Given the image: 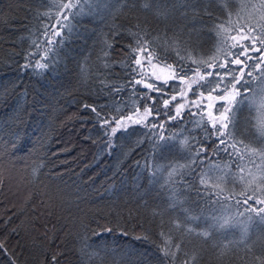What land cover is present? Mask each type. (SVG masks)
Returning a JSON list of instances; mask_svg holds the SVG:
<instances>
[{
  "label": "trees",
  "instance_id": "16d2710c",
  "mask_svg": "<svg viewBox=\"0 0 264 264\" xmlns=\"http://www.w3.org/2000/svg\"><path fill=\"white\" fill-rule=\"evenodd\" d=\"M143 2L87 0L71 33L64 29L63 43L50 45L44 33L56 21L54 0H0V150L18 159L13 173L21 170L17 187L0 180V264H52V257L55 264H264V224L252 210L264 208L255 202L264 200V162L258 155L241 161L214 153L216 137L205 138V128L212 131L209 116L191 104L196 99L206 106L193 93L217 77L197 79L187 97L179 80L147 77L146 67L139 69L130 56L140 39L177 75L190 79L197 69L213 71L207 65L224 58L217 52L218 26L227 36L259 31L264 0H156L147 9ZM46 48L52 49L51 63L36 70L42 76L22 68L25 57L35 62ZM138 74L161 91L136 83ZM245 79L251 80L247 69ZM178 104L185 105L179 116ZM85 105L110 121L108 129L140 112L146 120L119 128L108 148L105 130ZM235 123L237 139L264 147V106L239 107ZM161 134L175 147L155 148ZM184 137L188 145L181 147L176 141ZM201 146L205 150L197 154ZM205 173L208 182L201 185ZM175 200L182 204L170 208ZM181 208L201 217L185 225L206 228L215 217L227 227L207 240L185 226L177 229L172 221L183 219ZM166 237L174 258L161 252Z\"/></svg>",
  "mask_w": 264,
  "mask_h": 264
},
{
  "label": "snow or ice",
  "instance_id": "6c2138e0",
  "mask_svg": "<svg viewBox=\"0 0 264 264\" xmlns=\"http://www.w3.org/2000/svg\"><path fill=\"white\" fill-rule=\"evenodd\" d=\"M87 0H54V7L56 8V21L55 24H53L50 28L45 29L44 35L47 38V43L50 45H56V44H62L63 43V35L64 29L68 30V33H71L72 31V20L76 18L77 15H79V12L82 11V4L86 3ZM150 3L152 5H155L156 0H144L143 7L145 9L150 7ZM73 9H79V11H73ZM45 15H49V13H45ZM67 22V23H66ZM57 25L59 26L57 28ZM221 31H217L216 35L220 37V40L217 45V52L223 51L224 58L223 62L219 63H209L207 67L212 68L213 71L201 74L200 70H195V77L198 78L199 81H205L207 77H217L214 81H209V83L212 85L206 90L198 89L197 92L193 93V96H199V97H205V91L207 92V96L205 97L206 100L209 102L205 107H201V103L198 102L196 99H193L191 101L192 106L197 107L201 109V112H205L208 110V108H215V104L211 103L213 101L219 102L220 106L219 108H215V112H209V126L211 127L212 131L208 133V129L205 128V132L207 133V136L205 138H209L210 136H215L217 140V148L214 149L215 152H225L229 155V157H239V159L242 161L245 159V154L248 155H258L261 158V161L264 162V147L262 148H256L250 146V144L245 143L243 139H237L236 136V123H235V117H236V111L239 107L245 106L247 103L248 105H255L259 103L261 106H264V70H261V65L264 64V26H260L259 31H256L255 29H249L248 33L242 34L243 30L241 29L237 35H222V32H227V29H223V26H218ZM255 32L253 35L252 33ZM60 36L61 40L56 41L54 40V37ZM239 37V39H238ZM231 40L232 43L229 44L228 41ZM240 41H248L247 44L240 43ZM37 49L39 50L40 45L37 44L35 41L33 42ZM241 49L240 51H233V49ZM52 52L51 48L45 49V55L43 57H37L35 62L28 59V57H25V60L27 61L25 64L22 65V68L24 70H28L29 68L32 69L33 74L36 76H42L43 71H36L37 69L40 70H47L50 66L51 60L49 58V53ZM147 52L148 55L144 57V59L151 63L153 54L151 51L148 50L147 44L142 43L140 39L137 40V46L133 47L131 49V59L132 62L137 65L140 68L144 67V64H142V59L140 55ZM259 53L258 56L250 55L249 53ZM243 57V59H242ZM215 60V58H214ZM46 61V62H42ZM248 61H256L253 64H248ZM230 65H240L239 68H232ZM155 67V65H153ZM168 68L172 69V73L170 75V79H177L182 84L185 82L186 77L177 75L176 69L172 67V65H167ZM216 69H227L224 72L216 71ZM245 69H247V76L251 77V80L245 79ZM133 72L137 71V68L132 69ZM255 72H259V76L254 75ZM197 79H192L191 83L188 84V89H192V85L198 83ZM259 80L260 83L257 86L256 89H250L249 87H246V85H250L252 81ZM140 80H136V83H140ZM167 81H165L166 83ZM237 85H240L238 88ZM145 87H148L150 89H153L157 92L161 91L159 88H155L152 84H145ZM252 92V96L249 97L248 93ZM257 93H259L260 99L257 100ZM181 95H184V90L181 89ZM240 99H237V98ZM172 100L176 99V96L171 97ZM169 104V100L164 101L165 107H167ZM85 107H91V111L96 114V118L100 122V127L104 129V135L108 136L107 140V146L108 148L113 147V140L112 136H114L117 132V130L121 127L124 128L125 131H127L126 126L122 125L120 121L117 119L115 121L114 127H111L110 129L107 128V125H109L110 121L108 119L101 118V113L97 111L95 107L85 105ZM176 109V115H180V110L185 107L184 104H178L174 106ZM150 110L148 108H145V115H149ZM193 115H196V113H192ZM128 119H131V117H128ZM171 119H175V116L171 117ZM136 123H140L139 120L136 121ZM199 125L200 122H197ZM155 126V125H153ZM160 127H163V125H160ZM260 135L264 136V127L260 128ZM172 137H165L164 135H158L157 141L154 142L155 148L163 151L167 148L175 147V144H169L168 140H171ZM181 147L188 145V139L187 137H184L182 139H179L176 141ZM264 143V141H262ZM222 146V147H221ZM231 149V151H229ZM205 149L203 146L199 148L197 151V154L199 152L204 151ZM183 167V166H181ZM243 171V168L240 169ZM175 171V168L172 170ZM152 175L154 176L155 173L153 172ZM172 172L169 173V176L171 177ZM200 183L201 185L207 184V174H203L200 176ZM255 195V194H254ZM248 200L253 199V196H248ZM257 204H264V200L262 199H256L255 201ZM245 203H247V200H245ZM178 204H182V201L175 200L172 204L169 205L170 208H176ZM252 207L251 205L249 206ZM257 213V216H259L258 223L264 224V215H260L261 213H264V208L260 209H252ZM181 211L185 213V216L183 219L177 218L172 221L175 228L180 229L182 226L186 227V231L188 232H196L197 235H200L205 238V240L209 239L213 236L214 231H220L222 229H226L227 227V221L220 222L217 218H213L215 221L214 223L209 224L206 228L202 229H196L192 225H185V221H193L196 222L201 219V217L196 216L192 214V212L188 208H181ZM107 231H111V229H107ZM99 234V233H97ZM163 236L164 234L161 233ZM248 231L247 229L244 230L240 243H243L247 239ZM139 239V237H137ZM147 239V237H145ZM171 238L166 237L165 238V246L161 249L162 254L165 257L172 256L174 258L175 253L171 251ZM174 247L178 250L180 248V244L177 243L174 245ZM259 259V257H258ZM56 258L52 257V264H55Z\"/></svg>",
  "mask_w": 264,
  "mask_h": 264
},
{
  "label": "rangeland",
  "instance_id": "374dc122",
  "mask_svg": "<svg viewBox=\"0 0 264 264\" xmlns=\"http://www.w3.org/2000/svg\"><path fill=\"white\" fill-rule=\"evenodd\" d=\"M140 55L141 59H142V64H144V67H146V71L147 73L150 75V76H147V77H150V78H153L155 80H160V81H165V80H169L170 78V75L172 73V69L168 68L166 64H162L158 61H156L154 58H152V61L151 63H148L144 57H146L148 55V53L146 52V54H138ZM155 65V67L153 66ZM149 69H148V68ZM139 69H143V68H140L138 67ZM198 79L197 77H195V73L194 75L188 79L186 78L185 79V82L183 83V86H182V89L184 90V95H186L187 97L190 96V90L188 89V84L191 83V80L192 79ZM136 80H140V84L144 85L145 84H150L146 81L145 77L141 76L138 74V77ZM136 82V81H135ZM195 84L192 85V87L194 86ZM206 97V96H205ZM205 97H201V99H203L205 101V105H207L209 102L206 100ZM213 104H215V108H219L220 104L219 102H211ZM215 108H208V110L206 111L207 114L209 112H215ZM209 116V115H208ZM139 120L140 123H143L145 120H146V117L144 116L143 113H138L134 118H131L129 119V121H137ZM127 120H121L120 123L124 126H126L128 124ZM116 126L115 124H112L110 125V127H114ZM18 158V156H15ZM18 159L16 160H12V159H8L7 156L0 150V180L2 181L3 178L5 177L6 178V181L8 183V185L11 187H17L18 186V176H20V168H17V173H13V169L16 165V162H17ZM17 182V184H16ZM16 184V186H15Z\"/></svg>",
  "mask_w": 264,
  "mask_h": 264
}]
</instances>
